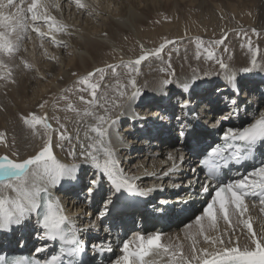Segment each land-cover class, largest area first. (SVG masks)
<instances>
[{
    "label": "snow or ice",
    "instance_id": "1",
    "mask_svg": "<svg viewBox=\"0 0 264 264\" xmlns=\"http://www.w3.org/2000/svg\"><path fill=\"white\" fill-rule=\"evenodd\" d=\"M23 3L24 0H0V80H8L11 83H15L13 68L9 66L7 60L20 51L22 41L29 31V17L25 13H30L31 30L41 38L45 37L46 34L35 26L39 20L48 23L50 31L62 32L65 30L64 26H57L55 20L46 14V6L41 4V0H31L26 9L21 6ZM75 3L81 9L86 8L82 0H75ZM42 7L45 9L44 12L41 11ZM51 39L53 43H57L55 36H52ZM197 40L198 47L203 49V53L198 52L196 58L200 59V56L205 54L209 61L214 60L220 69L214 74H222L225 80L229 82L230 90L234 94L232 97L222 98L230 108L229 114L223 119L227 120L232 116H238L241 105L238 103L239 87L235 83L237 79L235 71L229 68L222 57L215 54L213 47L205 48L204 42L199 38ZM174 43L175 41L166 40L155 50L145 51L134 62L122 63V66L127 70L125 74L128 76V80L123 86H121L119 73L116 72V69L121 65L107 66L117 76L114 88L110 84H105L103 90L101 89V84L107 74L105 68H97L76 81L77 86H82L78 90L89 94L87 99L83 95L79 97L88 107L82 113H78L82 120L87 118L91 121V123H87L88 131L85 132V143L80 145L81 151L79 153L82 161L93 169L91 175L87 177L86 183H83L84 177L81 176L79 164L68 165L57 159L53 151L51 136H48L40 150L29 158L20 160L9 158L7 155L0 156V231L11 232L14 226L27 228L31 213L41 209L40 198L42 194H48V188H41L30 183V176H39L51 186H60L66 181H71L74 187L82 185L78 195H83L84 203L89 207L95 203L97 198L100 199V210L97 216L101 219L111 216L122 194L146 196L156 190L155 188L140 189L136 183L137 178L125 174L117 151L112 146V130L122 116H126L128 111H132L134 104L142 95L135 78L139 74V66L149 57L161 58V54L167 45ZM220 43H223V40L212 42L213 46ZM41 47H43L42 43ZM258 56L259 50L257 49L256 55L251 60V67L243 68V73H250L257 67H262L257 64ZM23 63L25 68L31 69L33 67L27 61ZM212 74L205 73V75ZM172 75H175L174 70ZM198 79L200 77L194 73L189 82L180 86L182 91L189 92ZM162 83L169 85L173 81L165 79ZM129 89L131 90L129 91ZM64 91L68 92L71 89ZM60 99L68 100V96L62 95ZM46 104L47 101H44L39 107L44 108ZM179 107L187 113L192 108V103L185 99L180 101ZM68 108L75 111L71 104L68 105ZM133 116L140 120L147 119L135 112H133ZM21 119L29 128L36 129L37 125H42L49 132L53 131L46 113L44 116L31 113L22 116ZM177 119L180 121V142L183 144L187 139V146L195 154L196 149L203 142L200 135L203 125L199 123V114H193L194 123L182 121L179 117ZM220 119V117H216L212 126L219 124ZM205 123H207V118ZM61 128L63 130L58 132L59 139L61 141L71 140L72 137L66 135L67 129L63 125ZM4 135V133H0V140L4 138ZM256 152L264 154V112H259L256 118L244 126L222 129L220 143L209 146L200 152V166L206 173L200 192L208 194L210 200L205 202L206 206L203 207L199 215L195 216V224L199 226V233L203 234L206 242L223 245L221 249L214 254L209 253L207 249H201L203 257H200L195 255L197 249L194 241L192 255L186 257L182 251L177 253L173 250L172 244L163 243V233L159 231L151 234L139 233L131 239L122 241L121 245L118 246V254L109 261V264H155V260L147 258L159 256L161 250L163 254L172 257L171 264H192L193 259L201 262V264H264V232L258 233L253 230L250 217L244 219L248 210L247 197H259V203L264 205V163H261L260 166H254L249 175L240 179L224 180L220 175L222 172L226 174V171L231 169L233 165L243 166V164L248 163L250 159L254 158ZM13 155L18 154L13 153ZM70 155L74 160L76 159L74 149ZM168 159L174 160L175 158L169 155ZM179 159L183 160L182 152ZM169 171H177L175 163ZM192 171L195 172L196 169L193 168ZM212 181H215L217 185L213 190L214 194L209 190ZM188 183L191 186L192 181L190 180ZM4 190H10L15 195L9 196L5 194ZM261 211H264V208ZM231 216H237V223L242 224L247 229V243L244 245L239 243L238 238L235 246H232L231 236L225 240L221 236L212 238L206 234L209 230H214L217 227L220 219L231 225L233 223ZM205 220H207V224L204 223ZM38 224L37 239L59 241L63 245L59 249L58 255H51L42 264H64L65 255L71 257L85 251L86 245L81 234L89 231V228H79L73 221H70L58 198L53 200L49 197L43 214L39 217ZM186 227L191 228L192 224H187ZM91 228L94 229L95 224H92ZM107 231L110 232L111 229L109 228ZM232 231L235 232V228ZM90 246L93 251H114L111 244L107 243L106 240L99 243L93 242ZM45 250L44 247L37 249L40 252ZM178 255L179 260H177ZM12 264H25V261L14 260ZM36 264H41V262L37 261ZM69 264H73V262L70 261ZM78 264H84V262L81 261Z\"/></svg>",
    "mask_w": 264,
    "mask_h": 264
},
{
    "label": "bare ground",
    "instance_id": "2",
    "mask_svg": "<svg viewBox=\"0 0 264 264\" xmlns=\"http://www.w3.org/2000/svg\"><path fill=\"white\" fill-rule=\"evenodd\" d=\"M53 1H54L53 3H55L54 9L57 11V12L55 11L54 14H56V17L58 16L59 18H62L65 21L64 23L75 24L74 20L75 21L81 20L80 19L81 15L79 17H76V19L73 20L71 19V22L67 21V19L64 17H61L60 12L63 9L64 11L65 10L67 11L69 4L65 5L67 6V8L65 9V7L63 8L61 6L60 3L61 0H53ZM62 1L64 2L65 0ZM66 1H68V3L74 2V4L73 3L72 4H73V8L76 11L73 14V17L75 16L76 12H78V14L82 13L84 16L86 15L85 20H83L82 18L83 16L81 17L82 21L79 22L80 27L79 25L76 27H79L80 29L82 22V25L86 26V28L85 27L83 28L85 29V31L88 32L89 35L85 36L84 41H82L83 43H80L81 41H79L78 39H76V41L75 40L73 41L76 45V48H79L80 50L84 51L85 53L83 54H86V56H88V58L93 62L95 61V59H97L99 51L108 48L109 43H110L109 45H112L115 42L116 43L121 42V37H120L121 33L125 31H129L131 33L132 32L131 30L135 29L136 35L140 37V34L142 35V29L149 28L151 25V22H148V20L145 21V19L143 18V16L145 17L149 16L148 15L149 9H153V8L157 9L163 5L166 7L171 6L174 9L173 11L174 13L175 11L179 13V11L183 9V8L180 9L181 7L179 8V6L176 3V0H138V1L122 0V2H118V3L112 2L111 4L113 8L109 11L106 10V13L103 14L104 16H106V18H108L105 24L100 23L96 25L93 18L89 16L88 12L95 11L93 9L94 7H101L103 5L101 4V0L98 1L94 0L92 2L90 0L82 1L86 5V8L82 10L76 5L75 0H66ZM229 1L240 2V0H229ZM241 1L246 2V0H241ZM248 1L250 0H247V2ZM253 1L255 3L258 2V4L261 5V6L259 5L258 9L261 14L260 17L261 20H264V0H253ZM189 4L190 5L193 4V6L194 4H197L195 8H190V9H198L203 13L213 12L215 7V4L209 2V0H189ZM55 6L57 7V9ZM91 20L93 21L91 22ZM67 24H64L63 26L64 28L69 29L68 27L69 25L67 26ZM56 25L62 26L59 23H57ZM115 26H117V28H115ZM42 30L43 31L45 30L44 33L46 32V34L55 36L56 41L58 42L59 41L61 42L62 40H67L69 38L65 33L50 31L49 26H46V28L45 29L43 28ZM96 36L99 38H104V36L108 37L109 38V40L107 41L108 44L106 45L105 43L101 42L102 40L98 41L94 39V37ZM118 38L120 39L116 41V39ZM58 42L56 43V46L58 45ZM147 44L152 46L151 43H147ZM59 48L61 49L62 47L60 46ZM44 49L42 50V52L44 51ZM25 53L27 54V57L25 59L27 60V62H29L34 66V69L38 74L36 76L37 80L40 83L46 81L47 83L40 84L39 86L37 85L33 86V84L32 85L29 84L30 83V82L28 83L29 77L33 73H31V71L28 68L27 69L21 68L20 70L17 69L16 75L14 77V80L17 77L16 86L13 87L10 86L6 88L5 80H0V86H1L0 87V127H5V129L7 128L6 131L10 135L20 139L19 146H16L18 150L14 153L20 154L21 157H25L24 153H26V156L30 157L32 155H35L40 150L43 144H39L38 142L33 141V136L30 137V135L26 132V130L21 125L18 117L24 114L29 115L31 113H34L35 109L41 103L49 100L48 96L53 95V91L62 89L65 86V84L68 82V80L70 81V78L72 79L71 73H75V71L79 69L81 70L90 69L91 66L93 67L95 62L90 63L89 59H87L84 55H82V53L81 54L78 53L77 60L79 61L82 67L74 63L75 59L73 61V58H71L69 59L67 65L72 63H74L75 65H73L74 67L70 69V71L69 69L65 70L66 68L64 67L65 69H63L60 65V64H65L64 63L65 59L63 61V56H62L63 53L61 51H56L52 53L53 56L57 55L56 58L59 59L60 66L54 64L51 67H48V69H46L44 67L41 68L40 65L43 62L45 63V60H47V62H51L50 58H53L52 55L48 56V54L46 53L45 54L46 59L44 61H41V58L44 57L42 55L40 60L39 58L37 59L36 56L37 54H39V49L38 46H34V45L31 47V50L28 49ZM241 60L242 59L237 61L230 68L231 70L235 71L237 76L235 83L239 87L238 103L241 105V107L238 116H232L227 120L223 119V117L229 114L230 108L225 103V100L222 98L232 97L234 94L230 90L231 86L229 82L225 80L224 76L222 74L221 75L214 74L220 71L219 68L215 67L214 69H208L205 71L194 69L190 71V73L185 78H182L179 75L175 74L171 78H165V79H171L173 81V83L169 85H165L162 83L165 80L163 77L160 78L161 81L156 80L155 82L154 80L151 81L150 79L147 78H144L143 81L140 80V82L137 81V86L141 91H143V93L139 97L138 101L134 104L132 111H128L126 116H122L119 123L112 130V146L117 151V155L121 161V167L124 169V172H126V169L128 168L134 167L133 169L130 170V172L127 171L125 173L127 176L136 177L137 178L136 183L137 184L139 183V185L156 189L155 191L149 193L151 194L150 195L151 199L149 198V201L147 203L149 207L166 208L167 207L166 204L170 202L173 203L182 202L184 201V199L187 201H191L190 197L185 196L186 195L185 193H187L186 190L187 183L190 180V179L186 180V174L188 173V169L182 173L176 171L169 172V169L172 168L173 163H175L177 168L180 162V159L178 157L174 160L168 159L172 149L175 151V148L177 147V141H175V136L176 134L179 133V129H180V121H178L177 117H179L180 120L182 121L194 123L195 121L192 120V116L194 113H198L200 117L199 123L203 125V128L200 131V135L202 138L205 139L209 137L211 132H214L215 135H218L222 131V129H225L228 126L230 127L244 126L248 124L246 122H248L249 118L254 119L257 117L259 112H264V94H262V91H264V67L256 68L250 73H243L242 69L244 67L241 66V62H243ZM78 61L76 62L78 63ZM7 62L9 63L10 67L12 68L16 67L15 61L9 59L7 60ZM142 64L139 66L140 71L144 70L146 66L144 65L143 67ZM237 65H239V68L237 67ZM111 72L112 70L111 71L109 70L107 72V76L109 75L110 76L106 79L104 85L110 84L114 88L115 80L117 79V76H114L113 74H111ZM117 72L120 73V69H118ZM194 73L198 75L200 79L196 80L190 89V91H192V96H186L183 93L180 86L185 82H189L190 78L193 76ZM205 73H213V74L205 75ZM60 75H63V77L60 78L59 77ZM25 76L28 79H25ZM247 76L250 77L246 79L245 77ZM40 77L44 78L45 80H43ZM57 78L60 79L57 80ZM119 79L121 81V86H123V84L127 82V80L126 81L122 80L121 77H119ZM104 85L101 87L102 90L104 88ZM194 85L196 87H193ZM79 87L82 86H78L77 88ZM200 92H202V94H200ZM85 93L86 92H83L82 94H80V96L86 95ZM185 99L190 100L192 103V108H190L187 113L183 112L179 107L180 101ZM250 104L255 106V110H254V106H251ZM261 105L263 106L261 107L262 109L260 110L259 107ZM67 108L61 113L62 115L68 114ZM3 109L6 111L5 113L1 112L3 111ZM41 110H42L41 116H44V114L46 113L47 119L50 118L51 115H49V112L48 110H46V107H44ZM133 112L139 114V116L141 117H146L147 119L146 120L136 119L133 116ZM181 112L183 114H181ZM216 117L221 118L220 123L216 124V126H212V124H210L212 123L210 122V120H215ZM154 118L156 119L154 120ZM206 118H207V123H205ZM11 122H14V126L11 125ZM87 123H91V121L88 120L87 118L82 120L79 114H76L72 117V121L68 124L69 130H67V135L72 137V139L69 140L68 143H73V146L69 147V149L68 147L67 149L61 148V145L58 144L52 138L53 151L57 159L68 165H71L73 163L79 164L81 176L84 177L83 183L87 182V177L90 176L93 171L90 165L85 164L79 156V153L81 151L80 145L85 143V139H84L85 132L88 131ZM225 123L228 124L226 127L219 128L220 124L222 125ZM168 134L170 135V138L166 140L165 136ZM12 136L10 137L12 138ZM77 137H79V144H76ZM77 146H79V148L76 150ZM73 149L76 152L75 160L70 155ZM153 149L154 151H152ZM175 155H176L175 152L172 151L171 156L175 158ZM139 156H143V157L147 156V160H149V163H151V165H148L147 167L150 168L151 166L153 167V169H149V170L156 171V173L149 174L147 177V178H152L151 180H153V182L150 183L143 182L142 181L143 176L139 173H144V172L140 168L135 169L138 164L133 166V164L137 161L136 159ZM22 159H26V158H22ZM168 161H171V164L170 167L166 169L164 168L165 166L164 163ZM142 166L143 165H138L137 167H142ZM180 170L181 168H179V171ZM29 181L30 183H34L38 187L48 188V195H50V197L53 200L58 198L61 201L64 210L70 211L69 215L67 213L65 214L69 217L70 221H73L76 224L77 227L85 228L84 225L82 226V222H83L82 217L85 214L87 215L86 218H88L89 216L90 219L87 221V225L89 226L90 224L91 225L95 224L94 230L96 231L93 230L91 231L89 229V231L83 232L81 236L86 241H90L93 243L101 240V238L103 237L110 239L109 232L107 230L103 229L102 230L103 232L101 231L102 219L99 218L98 216L96 218V215L100 210L99 198H97L95 204L92 205L93 209L88 210L90 212L88 213L89 215L87 213L83 214V212H85L84 208H87L89 206H87V204L84 203L83 200L81 201V196L83 195L82 194L78 195V193L81 192L82 185H76L74 187L71 181H66L63 182L60 186H51L45 179H42L39 176H30ZM164 185H165V189L166 188L167 189L162 191L161 187H163ZM174 186H179V190L182 193H180L177 196H175L176 195L175 190H169L170 193H167L168 189ZM4 191L5 194L9 196L15 195V193L11 192L10 190H4ZM153 200H155L156 203L153 202ZM40 202H41V198H40ZM67 202L68 205L71 202L72 205L71 208L67 207L66 205ZM250 204L251 205H249V203L247 204L248 211L245 213L244 219H248L250 217V222L252 223L253 230L259 233V231L257 230L258 227L257 223H259L260 226L262 227L264 226V211H261V209L264 208V205H259V203L257 204L250 203ZM36 214L37 211H33L31 213V217L28 221L29 226L27 228H24V231H22L24 233V235L22 236L27 239L30 245H36V244L40 245L41 243L44 242V240L37 239V236L35 239H33L32 236L33 232H36L35 234L37 235V232L39 230V224L37 221ZM93 218L95 219L93 220ZM230 218L233 222L231 225H229L228 222L222 221L220 219L217 223V227L214 230H209L206 234L212 238L221 236L225 240H227L229 236H231L233 240L232 246H235V242L237 241L238 238L239 243L241 245H244L245 243H247L246 236H243V234L241 233H244L245 231L247 232V229L243 227V230H239L240 233H238L237 229L240 227V224L237 223L238 217L231 216ZM204 223L207 224V220H205ZM22 228L23 227H17V226L13 227L14 229L13 232L16 233L17 231L15 240L20 236L19 230H21ZM233 228H235L234 233L236 237H234L232 231ZM5 233L6 235H8V232L0 231V236L3 237ZM135 234H139V232L134 233L130 237V239L133 238ZM192 234H195L197 236L195 235L192 236ZM188 237H190L189 240ZM163 239L166 244H172L173 250L177 251V253L179 251H183L184 256L186 257H190L192 255V246L194 241H195V247L197 249L195 255L200 257H203V252L201 251V249H207L209 253L214 254L216 251H218L223 247V245L220 244H211L209 242H206L203 238V234L199 233V226L196 225L195 222H193L191 228L182 229L181 231H178V233L174 234V236H171L169 234L163 235ZM1 245L2 243H0V246ZM116 250L118 252V249ZM149 259L155 260V264H171L172 262V257L170 255L163 254L162 250L160 251L159 256L150 257ZM179 259L180 257L178 255L177 260ZM192 264H201V262L193 259Z\"/></svg>",
    "mask_w": 264,
    "mask_h": 264
},
{
    "label": "rangeland",
    "instance_id": "3",
    "mask_svg": "<svg viewBox=\"0 0 264 264\" xmlns=\"http://www.w3.org/2000/svg\"><path fill=\"white\" fill-rule=\"evenodd\" d=\"M82 1H86V0H82ZM90 1L92 2L94 0H90ZM135 1H138V0H135ZM30 2H31V0H24L23 5H21V6L25 7V9H26L27 6L30 4ZM53 2H54L53 0H41V4L46 6V14L48 16H50L51 18H53L55 20L56 24L59 23L62 26L64 24H67V23H64L65 21L62 18H59L58 16L56 17V14H54L56 10L54 9L55 3H53ZM112 2L118 3V2H122V0H101V4H103L101 7H94L93 9L95 11L88 12L89 16L91 18H93L96 25L100 24V23L105 24L107 22L108 18H106V16H104L103 14L106 13V10L109 11L113 8V6L111 4ZM209 2L215 4L214 11L210 12V13L209 12L203 13L202 11H200L198 9H190V8H195L197 6V4H194V6H193V4L190 5L189 0H176V3L179 6V8L180 7H181L180 9L183 8L182 10L179 11V13H177L176 11L174 13L173 12L174 9L171 6L166 7L164 5L157 8V9H155V8L149 9V13H148L149 16L148 17L143 16V18L145 19V21L148 20V22H151V25L149 28L142 29V35L140 34L141 40H140V37L138 35H136L135 29H132L131 33L129 31H125V32L121 33V36H120L121 42L120 43L115 42L112 45H109L110 43L108 44V42H107L109 40L108 37H105V36H104V38H99L97 36L94 37V39H96L98 41L102 40L101 42L105 43L106 45L108 44V48L99 51L98 57L94 61L95 63L93 61H91L88 58V56H86V54H83V53H85L84 51L80 50L79 48H76V45L73 41V40L76 41V39H78L79 41H81L80 43H83L82 41H84L85 36L89 35L88 32L85 31V29L83 28V27L86 28V26L82 25V22H81V28L79 29V27H80L79 22L82 21V18H83V20H85L86 15L84 16L82 13L78 14V12H76L75 16L73 17V14L76 11L73 8L74 2H72L73 3L72 4V3H68V1H66V0L64 2L62 0L60 1L61 6L63 8L65 7V9L67 8V6H65V5L69 4L67 11L66 10L64 11V9H63L60 12L61 17H64L67 19V21L71 22V19L72 20L76 19V17H79L81 15L80 16L81 20L80 21L74 20L75 24H72V23L67 24V26L69 25L68 26L69 29L64 28L65 30L62 31L61 33H65L70 39L68 38L67 40H62L61 42L57 41L59 46L58 45L56 46V43H53L51 41L52 36L50 34H46V32H45V34H46L45 37L41 38L36 32L32 31L31 30L32 29V22L30 21V13H25V15H27L29 17V22H30L29 23V31H28L25 39L22 41V46H21L20 51L18 53H15L14 56L11 58V60L16 62V67H13V78L16 75L17 69L20 70L21 68H25L24 63H23L26 60L25 58L27 57V54L25 52L28 49L31 50V47L33 45L38 46V49H39V54H37V56L35 54L37 59L39 58V60H40V58L42 56H44L43 58H41V61H44L46 59V57H45L46 53L48 54V56L52 55V57H53V58H50L52 63L47 62V60H45V63L43 62L44 64L42 63L40 65L41 68L44 67V68L48 69V67H51L54 64H57V65L60 64L59 59L56 58L57 55L53 56V53H52V52H56V51H61L63 53L62 56H63V61L65 59V62H64L65 64H60V65L63 69L66 68L65 70L69 69V71H70V69H72L74 67L73 66V65H75L74 63H76L78 66L82 67L80 65L79 61L77 60L78 53H80V54L82 53V55H84L87 59H89L90 63H94V65L92 64L93 67L91 66L90 69H86V70L85 69H83V70L79 69V70H76L75 73H71L72 79L70 78V81L68 80V82L65 84V86L62 89H60V90L58 89L57 91H53V95L48 96L49 100L47 101V104L45 105V107H46V110H48L49 115H51L50 118H48V121L52 125L53 131L49 132L48 130L44 129L42 125H37L36 129L29 128L27 125H25L23 123V120L21 119V117L25 116L26 114L18 117L21 125L26 130V132L30 135V137L33 136V141H36L39 144H44L46 142V138L48 136H51V138H53L58 144L61 145V148L67 149V147H68V149H69V147L73 146V143H68L69 140L61 141L59 139L58 132L63 130L61 128L62 125L64 126V128L69 130L68 124L72 121V117L78 113H82L88 107L83 101H81L79 99L80 94H82L83 92H80L78 90L79 88H77L78 86L76 85V81L79 80L80 78L86 76L89 72H93L97 68H105L107 70V72L109 70L111 71V69L107 68L108 65H121V67H118L116 69V72L118 71V69H120L119 77H121L122 80L126 81V80H128V76L125 74L127 70L122 66V63H127L129 61L134 62L145 51L155 50L162 43H164L166 40L167 41H175V43L167 45V47L164 49L163 53L161 54V58L149 57V59L147 61H144L145 63L142 62L143 63L142 66L143 67H144V65H146V66H145L144 70H141V71L139 68V71H140L139 74L140 75L137 74L135 76V78L138 82H140V80L143 81L144 78L150 79L151 81L154 80V82L156 80L161 81V79H160L161 77H163L164 79L165 78H171L173 76L172 75L173 70H174L176 75H179L180 77L185 78L190 73V71H192L194 69L200 70V71H205L208 69H214L215 67L219 68V66L215 63V61L214 60L209 61L206 58L205 54H202L200 56V59L196 58L198 52L203 53V49H200L198 47L197 38H199L200 40H202L204 42L205 48L213 47L215 54L218 57H222L224 62L229 65V68H231L233 66V64H235L240 59H242L241 61H243V62H241L242 67H244V68L245 67H251V60L256 55L257 49L259 50V56L257 57V64L264 67V23H262V22H264V20H261V18H260L261 14H260V11L258 9L260 4H258V2L255 3L253 0H250L248 2L246 0V2L244 1L245 3L242 2L241 0H240V2L229 1V0H209ZM228 3H230V4H228ZM109 4H111V5H109ZM105 7H107V8H105ZM56 9H57V7H56ZM12 11H15V9H12ZM41 11L44 12L45 9L42 7ZM78 11H80V10H78ZM93 20H91V22ZM47 24L48 23L44 22L43 20H39L36 22L35 26L39 27L40 30H42L43 28L45 29L46 26H49ZM78 25H79V27H76ZM140 26H142V25H140ZM72 27H74L75 29ZM76 28H78V29H76ZM115 28H117V26H115ZM44 31L42 30V32H44ZM83 34H84V36H83ZM119 39L120 38L116 39V41H118ZM221 40H223V43L215 44L213 46L212 42L221 41ZM41 43H44L45 45L43 44V47H41ZM147 43H151L152 46H150ZM46 46H47V48H46ZM60 46L62 47L61 49L59 48ZM141 46H143V47H141ZM43 49L45 52L46 51L47 52L45 53L43 51L44 52L43 53L42 52ZM49 49H50V52H49ZM40 50H41V53H40ZM71 58H73V61L75 59L74 63L67 65L69 59H71ZM76 61H78V63ZM169 61H170V66H169ZM237 67L239 68V65H237ZM257 68H261V67H257ZM161 69H164V71H161ZM29 70L31 71V73H33L29 77V81H28V83L30 82L29 84H31V85L33 84V86H35V85L39 86L40 84L47 83V81L40 83L37 80L36 76L38 74L35 71L34 66ZM111 74H113V73L111 72ZM109 76H107V74H106L105 79L101 84V87L104 85V83L106 82V79ZM114 76H116V75H114ZM59 77L62 78L63 75H60ZM249 77L250 76H247L245 78L247 79ZM40 78H42V77H40ZM60 78H57V80H59ZM25 79H28V78H26V76H25ZM42 79L45 80L44 78H42ZM97 79H98V77H97ZM5 83H6L5 84L6 88L10 87V86L11 87L16 86L17 85V77L15 78V83H11L8 80H5ZM193 87H196V86L194 85ZM66 89H71V91H68V92L64 91ZM141 93H143V91H141ZM85 94H86V95H84L85 98L86 99L89 98V94H87V92ZM200 94H202V92H200ZM204 94H205V92H204ZM262 94H264V91H262ZM62 95H67L68 100L60 99V97ZM69 104H71L75 108V111L67 108ZM251 106H254V105H251ZM262 106L263 105H261L259 107L260 110L262 109L261 108ZM66 108H67L68 114L62 115L61 113ZM41 109H43V108H40L38 106L35 109L34 113L41 116L42 115ZM254 110H255V106H254ZM3 111H1V112L2 113L6 112L4 109H3ZM181 114H183V113L181 112ZM155 119L156 118H154V120ZM251 120H253V118H249L248 122H246V123L251 122ZM213 121L214 120H210V122H213ZM210 124H212V123H210ZM11 125L14 126V122H11ZM227 125H228L227 123L222 124V125L220 124L219 128H224ZM228 127H230V126H228ZM6 129H5V127H0V133L5 134L4 138L2 140H0V156L7 155V156H9V158H13V159L29 158L26 156V153H24L25 157H21L20 154L13 155V153L18 150L16 148V146H19V140L20 139L10 135L6 131ZM9 135L12 136V138ZM66 135H67V132H66ZM44 137H46V138H44ZM76 144H79V139H77ZM78 148H79V146L76 147V150ZM152 151H154V149ZM136 160L137 161L133 164V166H135L136 164L143 165L142 167H137L138 166L137 165L135 168V169L140 168L144 172V173H139L143 176L142 181L145 183L153 182V180H151L152 178H147V177L149 174L156 173V171L149 170V169H153V167H151V166H150V168L147 167L148 165H151V163H149V160H147V156L146 157L139 156ZM164 164H165L164 168L167 169L170 167L171 161H168ZM133 168L134 167L126 169V172L127 171L130 172V170ZM174 187H176V188H174ZM174 187H170L168 189L167 193H170L169 190H175L176 191L175 196L182 193L179 190V186H174ZM161 188L164 190L167 189V188L165 189V185ZM169 198H170V195H169ZM82 200L84 201L83 196H81V201ZM66 205L68 208H71V206H72L71 202L69 203V205L67 202ZM87 206H89V205H87ZM89 209L91 210V209H93V207L91 206V207L84 208L85 212L82 211L83 214L90 213L88 211ZM75 211H76V209H75ZM65 213H67L69 215L70 211H65ZM86 216L87 215L85 214L82 217V219H83L82 226L84 225L85 228L87 227L91 230V224L89 226L87 225V221L90 218H89V216H88V218H86ZM96 218H97V215H96ZM94 219L95 218H93V220ZM257 226H258L257 230L259 231V233L261 232V230H262V232H264V226L263 227L260 226L259 223H257ZM260 227H261V229H260ZM92 230L96 231L94 229H92ZM239 230H243L242 224H240V227L237 229L238 233H240ZM19 231L20 232L24 231V228H22ZM35 233L36 232H33V235L36 236ZM167 234H174V233L173 232H169V233L167 232ZM233 234H234V237H236L234 232H233ZM241 234H243V236H246L247 232L245 231L244 233H241ZM188 235H190V234H188ZM194 235L195 234H192V236H194ZM195 236H197V235H195ZM189 239H190V237H188V240ZM179 252H181V251H179Z\"/></svg>",
    "mask_w": 264,
    "mask_h": 264
}]
</instances>
